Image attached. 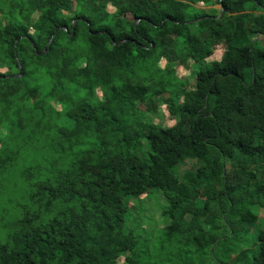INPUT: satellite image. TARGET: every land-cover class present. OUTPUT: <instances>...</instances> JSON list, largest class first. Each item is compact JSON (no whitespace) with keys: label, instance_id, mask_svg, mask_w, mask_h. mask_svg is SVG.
<instances>
[{"label":"trees","instance_id":"obj_1","mask_svg":"<svg viewBox=\"0 0 264 264\" xmlns=\"http://www.w3.org/2000/svg\"><path fill=\"white\" fill-rule=\"evenodd\" d=\"M262 38L264 0H0V174L31 202L0 264H264ZM152 190L154 258L124 227Z\"/></svg>","mask_w":264,"mask_h":264},{"label":"rangeland","instance_id":"obj_2","mask_svg":"<svg viewBox=\"0 0 264 264\" xmlns=\"http://www.w3.org/2000/svg\"><path fill=\"white\" fill-rule=\"evenodd\" d=\"M196 8L209 12L208 10L211 7L196 5ZM212 9L217 14L220 7L216 5ZM260 41L264 44V38ZM223 52L224 45L217 46L209 61H218ZM239 58L241 61L246 60V57L239 56ZM160 65L162 66L163 63L160 62ZM197 68V66L192 65L188 70H185L176 65L175 70L179 79H186L189 85L193 86L194 74ZM95 95L100 97V91H96ZM145 98L147 100L150 97L147 95ZM144 100L137 103L141 110L145 109ZM157 108L156 113L152 116V121L164 126H170L173 121L168 116L166 108L164 106H158ZM147 117L149 116L147 115ZM145 149L146 145L144 143L143 150L145 151ZM142 157L143 155H141ZM25 167L26 165L16 163L13 170L0 174V242L2 243L6 241V237L12 230V225L20 219L23 210L31 206L29 190L24 178L21 176ZM194 167L195 161L186 160L177 166L176 175L181 178L185 170L193 169ZM166 203V199L159 190L149 191L148 194L146 193L126 202L130 212L126 217L125 230L136 236L138 248L145 252L146 256L152 258L155 257L160 245L162 228L167 224V219L162 215ZM260 217H262V214H260Z\"/></svg>","mask_w":264,"mask_h":264},{"label":"water","instance_id":"obj_3","mask_svg":"<svg viewBox=\"0 0 264 264\" xmlns=\"http://www.w3.org/2000/svg\"><path fill=\"white\" fill-rule=\"evenodd\" d=\"M75 24V22H73V25ZM12 77H14V78H18V77H20V74H18V75H15V76H12Z\"/></svg>","mask_w":264,"mask_h":264}]
</instances>
